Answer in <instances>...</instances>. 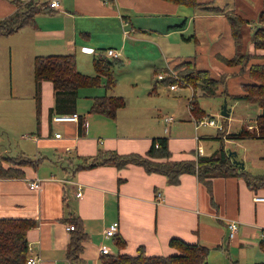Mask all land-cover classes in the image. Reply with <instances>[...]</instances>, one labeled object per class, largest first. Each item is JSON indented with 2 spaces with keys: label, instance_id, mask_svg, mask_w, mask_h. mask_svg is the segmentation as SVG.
Here are the masks:
<instances>
[{
  "label": "crops",
  "instance_id": "0c3cea01",
  "mask_svg": "<svg viewBox=\"0 0 264 264\" xmlns=\"http://www.w3.org/2000/svg\"><path fill=\"white\" fill-rule=\"evenodd\" d=\"M30 1L42 3L46 0H0V20L22 11ZM199 1L221 10L204 5L188 8L189 5L166 0H59L58 7H50V12L36 15V27L24 26L9 35L0 33V163L4 168H17L23 173L20 176L0 175V218L37 219L38 224L28 230L27 238L29 255L42 257L38 264H71L66 255L71 236L66 226L71 223L65 219L73 216L82 218L88 234L81 254L85 264H103L109 255L100 253L99 246L103 243L110 246V254H137L139 246H144L149 255L175 253L177 250L170 245L172 237L210 247L209 264L264 261V240L260 234L264 228V201L254 199L256 193L264 194V187L250 186L242 174L213 177L210 193L197 174L190 172L182 174L178 184H170L165 175L147 172L138 164L118 168L106 163L76 169L81 164H89L100 151L144 153L153 137L167 136L173 159L194 158L199 148L203 150L199 154H211L219 147L206 151L202 143L206 140L201 138H219L228 151L236 152V158L244 162L243 169L248 174L264 175V137L229 135L242 128L250 132L258 130L256 118L263 110L255 102L233 98V95L222 96L226 98L229 111L223 123L200 104L205 111L204 117L214 118L216 123L198 124L199 117L191 111L190 98L188 110L196 135L140 137L120 134L118 127L116 131L111 130L113 125H119V114L127 109L128 101L118 109L115 119L92 113L90 108L89 118L80 113V96L89 92L88 87H81L77 99V112L83 119L81 135L78 122H53L50 118V108L55 103L54 88L51 80H43L37 131L32 135L23 133L14 147L4 144V133L22 123L17 116V98L28 96L36 106L34 59L40 54L74 53L78 68L93 74V57L101 51L105 53L106 48H115L120 53L117 58L123 62L122 51L129 53L132 49L138 53L146 41L156 49L148 63L155 65L153 68L172 69L178 61L193 59L197 67L208 68L215 76L225 74L228 93L241 94L242 84L249 80V65L253 61L264 62V48H255L252 38L256 27L252 21L258 23L264 2ZM234 11L249 20L241 25V36L237 40L227 16ZM152 19L160 21L161 25L142 22L151 23ZM146 30L155 34H148ZM187 32L191 34L185 35ZM178 33H182V38L176 36ZM179 41L194 44L186 51H168L171 43ZM236 53L254 56L245 65L228 64L223 60ZM87 61L88 67L82 68ZM186 86L193 92L191 85ZM229 99L237 102L229 105ZM168 115L162 116L169 126L166 131L176 123V117L172 115V119L167 120ZM103 117L113 119V124ZM230 119L239 122L237 131L230 129ZM54 123L63 128L60 137L53 134ZM203 126L216 128L217 132L199 133ZM133 133L130 130V134ZM69 177L82 184V194H77L76 184L66 187L62 179ZM36 178H40L39 187L30 188L29 180ZM229 221L239 222V230L232 238ZM111 224H117L118 230L115 235L108 236L105 230ZM119 236L126 241L125 245L116 244Z\"/></svg>",
  "mask_w": 264,
  "mask_h": 264
},
{
  "label": "trees",
  "instance_id": "16d2710c",
  "mask_svg": "<svg viewBox=\"0 0 264 264\" xmlns=\"http://www.w3.org/2000/svg\"><path fill=\"white\" fill-rule=\"evenodd\" d=\"M175 4L189 5L193 7H211L221 10L217 6H207L208 2L199 0H166ZM49 1L29 2L22 11L0 20V33L9 35L24 26L36 27V15L40 12H50ZM264 2V0H263ZM264 6V3H263ZM232 27V34L237 40L241 36V25L249 22L248 19L236 13H227ZM255 48H264V9L259 13L258 23L252 34ZM254 55L249 53H236L231 58H223L228 64L245 65ZM122 62L121 58L108 56L101 51L93 57L95 73L89 74L78 68L77 58L74 53L67 54H40L34 59V80L36 98V122H40V98L41 84L43 80H51L54 88L55 103L50 108V118L55 114L77 112V99L81 87H92L100 84L102 77L106 79V89H113L117 84L113 68ZM172 69L181 78V82L188 83L193 88L190 100L192 113L199 118L205 116L198 96H227L244 99L257 103L262 108V113L256 118L258 132H250L242 128L238 132L230 133L231 137L243 138L246 136L264 137V62L253 61L248 68L249 80L243 85L241 94H230L225 89V74L215 76L208 68H199L193 59L176 62ZM164 72L161 81L168 86L176 83L177 79L170 74L167 67H155L154 73ZM158 81V80H157ZM160 81V80H159ZM187 85V84H186ZM126 104V99L118 94H104L93 98L89 109L92 113L105 114L113 119L117 117V111ZM80 116V115H79ZM83 119L78 122V133L83 134ZM112 163L118 168L129 164H138L147 172H158L167 177L170 184H178L180 177L186 172L195 173L198 179L207 185L211 193L212 178L218 175L242 174L250 186L264 187V175L252 176L233 161L232 156L221 142L217 150L211 154H197L194 158L173 159L167 136H155L152 138L149 149L144 152L119 153L114 150L100 151L92 157L89 164L77 166L93 167L100 164ZM17 168L3 167L0 163V175H22ZM123 178H119L122 181ZM74 224L67 247V258L71 264H85L81 254L84 249V240L87 233L84 230L83 220L80 216L65 219ZM38 224L36 218L31 217H2L0 218V264H27L29 255L28 230ZM116 244L123 246L126 241L121 237L116 238ZM170 245L177 252L167 255H149L144 246L138 247L137 254L117 253L109 254L103 264H209L208 254L210 247L199 242H188L179 237H172ZM264 245V243H263ZM255 264H264V261Z\"/></svg>",
  "mask_w": 264,
  "mask_h": 264
},
{
  "label": "rangeland",
  "instance_id": "374dc122",
  "mask_svg": "<svg viewBox=\"0 0 264 264\" xmlns=\"http://www.w3.org/2000/svg\"><path fill=\"white\" fill-rule=\"evenodd\" d=\"M187 7L192 8L191 6ZM143 21H145V25L157 24L158 27L161 25V22L157 21L156 19H152L151 23L147 22L146 20H142V22ZM252 23H255L254 26L257 25V22L254 20ZM146 31L148 34H155L154 31ZM190 34L191 32L185 33L187 36ZM176 36L178 38H182V33H178ZM176 36L175 39L177 38ZM193 44V42L180 43V41L178 44L171 43L168 51H186L188 50L186 48ZM142 47L143 49L141 50L139 48L138 53L132 49L129 50V53L122 51L124 61L120 64H116L113 68L114 75L117 78L116 86L113 89H106V79L102 77L99 85L88 87L89 92L84 94V96H80L78 111L82 114H85L86 117L89 118L88 109L93 103V96L95 97L104 94H122L125 96L126 101L129 102V105L125 111H122V113L119 114L120 123L118 126L113 125V128L111 129L112 131H116L118 127L120 134L125 133L140 137H150L151 135L193 137L196 135V130L194 129V125L191 122V117L188 110V102L193 93L191 88L183 85L181 82L178 83L179 88L177 90H169V86L165 82L161 80L159 81L158 79V74L161 72L155 74L153 68L155 65L148 64L150 63V59L153 57L152 55L154 50L156 54V49L154 48L153 44L145 41L142 44ZM107 49L108 48H106V50ZM106 50L104 51L105 54H107ZM6 53L8 54V51ZM126 56H129L130 59H126ZM88 64V61L86 64L83 63L84 66H82V68L85 66L88 67ZM198 99L207 113H212L211 115H214L216 119L219 120V123H223L224 116L222 117L221 110L226 100L225 97L199 95ZM227 102L229 105H232L236 103L237 100L229 99ZM16 105L18 111L17 116L22 120V123H19L17 127H12L13 130L10 132L4 133V144L7 147H9V145L14 147L16 141L21 140L23 133L32 135L37 131L35 101L33 99L31 100L28 96H21L17 98ZM165 114H169L168 116L174 115L176 117V123L174 122L175 124L171 125L170 131L165 130V128H169V126L165 125V122L162 119V116ZM232 117H235V115L232 114ZM103 118L107 119L108 117ZM107 120L112 124L114 122L113 119ZM229 122L230 129L232 131H237L239 129V122L234 119H230ZM130 130L134 133L130 134ZM165 131L167 134L164 133ZM205 131H212L216 133L217 129L203 126L199 133ZM55 132H63V128L61 126L58 128L57 123H54L53 127V134H55ZM203 139L206 140L205 142H202L206 146V151H213L220 146L219 138H201V140ZM230 147L235 149V147L231 144Z\"/></svg>",
  "mask_w": 264,
  "mask_h": 264
},
{
  "label": "built area",
  "instance_id": "2783aa9c",
  "mask_svg": "<svg viewBox=\"0 0 264 264\" xmlns=\"http://www.w3.org/2000/svg\"><path fill=\"white\" fill-rule=\"evenodd\" d=\"M22 1H29V0H20ZM48 5L50 7H58L59 5V0H49ZM107 55L112 56V57H118L119 56V52L115 49V48H108L106 50ZM170 71V74L175 77L177 79L176 83L170 84L169 88L174 89L176 87H178V83H181V78L179 77V75L176 73L175 70L168 68ZM165 76L164 72H161L158 74V78L159 79H163ZM187 85H189L188 83H186ZM80 116L78 114V112H73V113H64V114H55L52 117L53 122H64V121H75V122H79ZM167 120H171L172 116H168L166 117ZM198 124H215V119L211 118V117H203V118H198L197 120ZM56 137H60L61 136V132H55L54 134ZM203 150L202 148H199L198 153H202ZM63 182L65 183L66 187L67 185H71V184H76L77 185V194L80 195L82 194L83 191V186L82 184H79L75 181L72 180V178H63L62 179ZM40 185V178H36V179H31L29 180V187L30 188H38ZM160 195V194H159ZM254 199L255 200H263L264 201V194H259L256 193L254 195ZM229 225V234H230V238L234 237L237 233V231L239 230V222L238 221H229L228 223ZM66 228L68 230H72L74 229V224H68L66 226ZM118 230V225L117 224H111L110 226H108L105 230L106 235L108 236H113L116 234ZM261 234V238L264 240V228L260 231ZM99 251L101 254H110L111 253V248L109 245L107 244H101L99 246ZM42 261V257L40 255H34V256H29L27 259V264H38L39 262Z\"/></svg>",
  "mask_w": 264,
  "mask_h": 264
},
{
  "label": "water",
  "instance_id": "95a60500",
  "mask_svg": "<svg viewBox=\"0 0 264 264\" xmlns=\"http://www.w3.org/2000/svg\"><path fill=\"white\" fill-rule=\"evenodd\" d=\"M221 114L223 116H228L229 115V111L227 110V104H226V100L225 103L222 106V110H221ZM229 154L232 156L233 161L235 163H237L238 165H240L241 168H244V162L238 158H236V152L234 151H229Z\"/></svg>",
  "mask_w": 264,
  "mask_h": 264
}]
</instances>
